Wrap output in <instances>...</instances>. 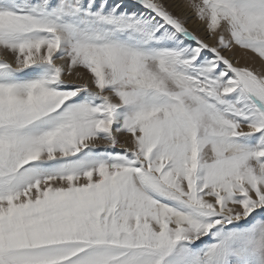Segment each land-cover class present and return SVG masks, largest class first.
I'll list each match as a JSON object with an SVG mask.
<instances>
[{
  "label": "snow or ice",
  "instance_id": "6c2138e0",
  "mask_svg": "<svg viewBox=\"0 0 264 264\" xmlns=\"http://www.w3.org/2000/svg\"><path fill=\"white\" fill-rule=\"evenodd\" d=\"M0 264H264V0H0Z\"/></svg>",
  "mask_w": 264,
  "mask_h": 264
},
{
  "label": "rangeland",
  "instance_id": "374dc122",
  "mask_svg": "<svg viewBox=\"0 0 264 264\" xmlns=\"http://www.w3.org/2000/svg\"><path fill=\"white\" fill-rule=\"evenodd\" d=\"M173 11H174L176 14H181V13H180V10H178V9H173ZM187 26L189 27L190 30H196V29H199V30L197 31V34H198V35H201V36H204L203 29H202V27H200V26L198 25L197 22H195V21H190L189 24H188ZM195 26H196V28H195ZM206 42H208V43H212V41H206ZM237 55L239 56V53H237ZM237 58H238V57H237ZM234 62H235V59H234Z\"/></svg>",
  "mask_w": 264,
  "mask_h": 264
},
{
  "label": "bare ground",
  "instance_id": "6f19581e",
  "mask_svg": "<svg viewBox=\"0 0 264 264\" xmlns=\"http://www.w3.org/2000/svg\"><path fill=\"white\" fill-rule=\"evenodd\" d=\"M195 28H196V26H195ZM237 57H238V55H237Z\"/></svg>",
  "mask_w": 264,
  "mask_h": 264
}]
</instances>
